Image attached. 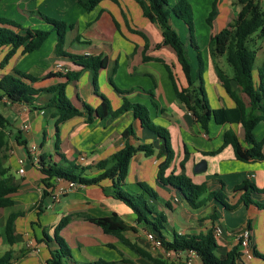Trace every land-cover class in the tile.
<instances>
[{"label": "crops", "instance_id": "crops-1", "mask_svg": "<svg viewBox=\"0 0 264 264\" xmlns=\"http://www.w3.org/2000/svg\"><path fill=\"white\" fill-rule=\"evenodd\" d=\"M80 8L83 11H79ZM72 11H77L82 16L83 30L75 35L73 31L76 25L71 23L74 28L70 29V34L67 33L65 50L71 55L106 58L107 66L100 70L97 80L98 92L90 70L56 54L57 34L54 32L41 49L22 54L20 48L4 67H1V62L11 46L0 48V79L19 70L38 79L32 84L35 89H47L67 83V95L77 108L89 105L96 109L102 102L101 96H104L111 102V113L105 119L96 118L91 123L87 122V116L76 117L57 128L56 110L46 106L49 99L47 94L38 95L32 104H12L0 95L3 110L1 114L9 122V140L4 151L3 167L8 171V186L18 188L11 195L13 207L0 209V258L12 251L13 259L10 264H48L50 251L57 248L53 238L55 228L64 217L69 216L73 219L61 232L71 249L72 259L69 264L95 261L153 264L127 246L122 238L106 234L97 225L77 218L81 214L96 218L116 214L129 226L136 225L137 217L133 211L115 199L113 180L105 179L99 184L86 185L85 188L65 196L53 209H49L47 206L51 197L42 199L44 176L33 165V155L29 151L34 146L40 155L48 156L52 162L63 163L65 167H89L84 176L91 179L102 173L96 168L98 163L111 158L126 143H130L133 146L152 145L155 150L151 157L138 153L132 158L125 191L141 192L139 183L156 191L158 199L149 198L148 202L156 213H164L167 217L163 232L165 240L172 241L174 234L203 235L213 230L220 258L227 257L231 250L238 247L239 264H264V210L258 207V204L264 203V196L252 194L253 204H240L234 211H230L217 200L205 195V204L198 210H191L180 192L158 181L159 165L165 160L164 140L143 128L133 112L119 113L132 104H144L151 111L152 120L169 131L175 160L167 175L170 172L185 173L197 184L206 183L209 193H224L232 206L237 205L244 194L243 190L235 191V187L243 182L249 181L264 188V161H237L230 146L215 156H205L223 146L227 131H234L243 141V129L238 124L218 125L212 120L206 133L193 114L178 101L170 79V69L179 86L186 87L187 84L176 54L169 46L163 45L159 25L149 22L143 16L136 0H102L91 12L86 11L78 0H0V16L22 25L23 30H16L20 34H24L26 29H53L41 18L34 16L35 12L44 13L50 18L56 16L65 21ZM239 11L240 6L235 0H219L217 15L208 34L209 50L211 37L228 27ZM184 26L188 32L187 26ZM262 41L260 47H256L259 55L257 59L261 54L264 59V39ZM211 58V89L216 100V106H211L209 101L211 109L234 108L235 101L217 75V66L223 71V57ZM260 70H264V61L258 68L259 72ZM67 72L79 73L80 76L75 81H68L63 76ZM197 72L198 70L193 69L195 77ZM259 72L257 76L256 70L254 73L256 82L259 80ZM51 73H60L62 76L49 77ZM111 73L115 75L113 79L110 77ZM205 82L204 80V86ZM232 88L248 103L235 83H232ZM205 91L208 97L207 88ZM129 126H133L134 134L124 139L122 133ZM57 134L59 149H56ZM17 137L21 140H17ZM254 137L257 142L263 143L264 153V122L257 126ZM243 145L247 147L246 144ZM21 160L24 161L22 165ZM202 160L207 161V170L202 174H195L194 168ZM21 168L25 170L24 174H20ZM41 202L44 207L39 212ZM11 213H20L14 227L12 246L5 233L6 222ZM141 228L138 227V234L126 232L122 236L131 243L138 240V245L137 242L135 245L169 264L165 252L159 251L160 248H149L150 240L144 236V227ZM247 229L251 232V248L249 251H242L239 235ZM218 231L219 234L216 235ZM138 237L142 239H137ZM183 255L192 256L193 262L182 260L177 264L199 263L195 253Z\"/></svg>", "mask_w": 264, "mask_h": 264}, {"label": "trees", "instance_id": "trees-1", "mask_svg": "<svg viewBox=\"0 0 264 264\" xmlns=\"http://www.w3.org/2000/svg\"><path fill=\"white\" fill-rule=\"evenodd\" d=\"M79 4L88 12L93 11L102 0H78ZM240 6L236 18L228 27L220 30L210 39V52L213 58L226 57L227 63L233 69V76L228 77L218 66L217 75L224 88L231 98L235 101L234 108L211 109L204 86V62L201 56L200 46L195 37L194 12L188 0H178L175 5H171L169 0H136L139 4L143 16L151 23L159 25L163 45L169 46L176 54L177 61L186 80V87L178 84L175 74L169 71L170 79L174 85L178 101L185 109L193 114L196 120L201 124L203 130L208 133L209 124L213 120L218 125L238 124L242 127L243 141L234 131H227L224 137L223 146L216 152L206 154L205 156H215L224 148L230 146L233 149L234 157L237 161L263 162V143L257 142L254 132L257 126L264 122V70L259 72V80L255 81L254 73L258 57V49L250 47L251 42H255V37L264 39V11L260 0H235ZM219 0H213L212 9L206 19V24L213 27L214 18L217 15V6ZM182 21L188 28V44L197 53L199 68L197 76L193 74L191 59L188 54L189 46L185 44L172 24V16ZM34 16L41 18L47 24L51 25V31L39 29H26L24 34L17 33V29L23 30L19 23L0 16V48L11 46V50L1 62L4 67L22 48V54H30L38 51L54 32L57 34L56 54L70 59L74 64L90 70L93 74V83L97 89V80L100 70L106 68L107 60L102 57L79 56L68 54L65 50L66 37L68 29H73V25H68L63 21L50 18L40 12H35ZM62 76V74H49L48 76ZM68 81H75L79 78V73L67 72L63 75ZM38 79L19 70L14 74L5 75L0 79V95L6 98L10 103L32 104L34 99L45 93L49 99L47 107L55 108L57 117V128L60 124L73 118L87 116V122L91 123L96 118L105 119L111 113V102L104 96H101V104L93 109L89 105H84L82 109L77 108L67 95V83H60L47 89H35L32 84ZM232 83H235L242 94L248 100V103L237 94ZM131 111L136 120L141 122L143 128L159 136L165 142L163 152L165 160L159 165L158 181L174 190L180 192L191 210H198L204 204L203 197L215 199L225 206L227 210L234 211L240 204L246 206L253 204L252 194L264 196V188L245 181L235 187V191L243 190L240 202L237 205H230L227 197L222 192H208L207 184H197L185 173L176 174L168 170L175 160V152L171 147L169 131L161 126L154 124L151 119L149 109L142 104H132L124 107L119 113ZM8 120L0 113V209L13 207L14 201L11 197L18 191L17 187L8 186L7 173L3 167L5 161V148L8 145L9 134ZM11 132V131H9ZM134 134L133 126H129L122 137L128 139ZM59 134H57L56 149H59ZM17 140H21L17 137ZM24 143V141H21ZM244 144L247 147H244ZM144 153L151 157L155 154L152 145L143 144L133 146L126 143L125 146L114 154L111 158L101 161L96 168L102 173L95 178H86L84 174L89 167L69 165L65 167L63 163L52 162L46 155L40 156V167H38L44 178V192L42 199L50 198L55 186L56 180L75 182L84 185L99 184L105 179L114 181L115 199L127 205L137 217V222L142 225L151 234L156 235L162 240L163 246L167 251L195 253L200 264H239L240 253L238 247L231 250L227 257L220 258L217 255L218 243L213 230L203 235H180L174 234L172 241L165 240L163 232L166 229L167 217L164 213H156L153 206L148 202L149 198L158 199V194L151 187L139 183L141 192H126V180L129 174V168L132 158L138 154ZM170 206V205H169ZM44 205H39V212H42ZM258 207L264 210V203L258 204ZM39 214V213H38ZM20 213H11L6 222L5 233L7 240L12 246L14 244V227ZM86 221H89L100 227L104 233L122 238V240L133 249L137 254L150 260L153 264H167L166 262L153 257L147 251L137 245L124 239L122 234L132 229L118 215L110 217L96 218L87 214L78 215ZM73 217H64L55 228L54 242L56 249L50 251L51 258L48 264H69L72 259L71 249L61 232L71 222ZM13 259L12 251L6 252L0 258V264H10ZM127 262L126 260H123ZM71 264H114L105 261H95L88 263L71 262Z\"/></svg>", "mask_w": 264, "mask_h": 264}, {"label": "rangeland", "instance_id": "rangeland-1", "mask_svg": "<svg viewBox=\"0 0 264 264\" xmlns=\"http://www.w3.org/2000/svg\"><path fill=\"white\" fill-rule=\"evenodd\" d=\"M169 1H170V4L172 6L176 2V0H169ZM188 2L191 4V6L193 8L194 22H195V37H196L197 43L200 46L201 56H202V59H203V62H204V67H205V69H203L205 71L204 74H203V78L206 81L205 82L206 83L205 84V89L207 88V93L209 92L208 93V97H209V101L211 103V106H216V100L214 98L215 97L214 91L211 89V87H212V76L210 74V71H212V65L210 66V63H211V59L212 58H211V54H210V50H209V38H208V34L210 32V27L206 24V19L209 16V13H210V11L212 9L213 0H188ZM260 2H261V6L263 8V11H264V0H260ZM79 11H83V10L80 8ZM42 14H44V13H42ZM50 16H52V15H50ZM52 18L55 19V20H58V21H63L65 23H67V24H68V20H69V22H70V24H68L69 26L72 25L71 23H75L74 25H76V28L74 29L75 31H73L75 33V35H77L79 32H82V30H83V26H82L83 18H82L81 15H79V13L77 11L69 12V16H68L67 19H65V21H64V19H60V18H58L56 16H52ZM172 24H173L174 28L176 29L177 33L179 34L181 40L185 44H187L188 43V39H187L188 32H187V29L184 28L185 24L182 21H180L179 19H177L174 15H173ZM70 32H71V30L69 28L67 33L70 34ZM262 42H263L262 40H260L259 38L255 37V42H251L250 47L254 48V46H255V47L259 48L260 45L262 44ZM187 46H188V44H187ZM188 54H189V57L191 59V63H192L193 69L198 70L199 62H198V58H197V53L190 46H189ZM26 59H27V57H26ZM223 60H224V63H223V66H222L223 71L225 72V74L227 76H233V69L227 63L226 57H223ZM263 61H264V59H263L262 54H261L260 57L257 59V62H256V76L258 75V72H259L258 68H260V66L263 64ZM114 76H115L114 73H111V75H110L111 79H113ZM136 104H140V103H136ZM142 105H144V104H142ZM144 106H146V105H144ZM2 111L3 110H2V108L0 106V113H2ZM149 112H150V116H151V111H149ZM151 119H152V117H151ZM154 124H156V123L154 122ZM156 125L158 126V124H156ZM78 190H75V191H78ZM75 191H73V192H75ZM64 197H60L59 199H58V197H56L54 199L51 198V202H50V204H48L47 207L49 209H53L55 207V205L57 203H59ZM77 218H79L78 215H77ZM136 222H137V219H136ZM137 223H136L135 226H131L132 229L130 231H128L129 233H132L131 235L139 233L138 232V227L140 229H142L141 227H143V226L139 225ZM243 232L244 231H242V233ZM150 234L151 233L148 230L144 231L145 238L148 241L150 240L149 241V243H150L149 248L152 250L154 245H153V241L151 239H149V235ZM152 235L154 237H157L154 234H152ZM137 239H142V237H138ZM159 240L162 242L161 239H159ZM134 243H136L138 245V240L135 241ZM134 243H132V244H134ZM250 248H251V245H250ZM160 249H158V250L162 251V253L163 252L166 253V257H167V260H168L169 264H177V262L182 261V260H184V261L186 260L187 263L193 262V259L191 258L192 256L183 255V252L182 253L181 252H178V253L177 252H173L172 253V251L168 252L166 250V248L163 246V244H162ZM249 249H248V251H249ZM242 251H244V250H242ZM189 254H191V253H189ZM190 259H192V260L189 261ZM198 264H200V263H198Z\"/></svg>", "mask_w": 264, "mask_h": 264}, {"label": "built area", "instance_id": "built-area-1", "mask_svg": "<svg viewBox=\"0 0 264 264\" xmlns=\"http://www.w3.org/2000/svg\"><path fill=\"white\" fill-rule=\"evenodd\" d=\"M30 153L33 155V165L36 167H40V154L38 152V149L36 147H32L30 150ZM23 160L20 161L21 165L23 164ZM25 170L23 168L20 169V174H24ZM86 185L84 184H79L75 182H69L65 181L64 179H57L55 182V186L51 195V198H56L58 199L60 197L67 196L68 194L72 193L75 190L78 189H83L85 188ZM219 234V231L216 233V235ZM149 239L153 241V245L155 248H161L162 242L154 237L152 234L149 235ZM240 239V248L244 251H248L251 245V232L250 230H245L239 237Z\"/></svg>", "mask_w": 264, "mask_h": 264}, {"label": "water", "instance_id": "water-1", "mask_svg": "<svg viewBox=\"0 0 264 264\" xmlns=\"http://www.w3.org/2000/svg\"><path fill=\"white\" fill-rule=\"evenodd\" d=\"M207 170V161L206 160H202L200 163H198L195 168H194V172L195 174H202Z\"/></svg>", "mask_w": 264, "mask_h": 264}]
</instances>
